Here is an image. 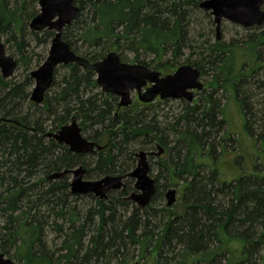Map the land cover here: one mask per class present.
<instances>
[{
	"label": "trees",
	"instance_id": "obj_1",
	"mask_svg": "<svg viewBox=\"0 0 264 264\" xmlns=\"http://www.w3.org/2000/svg\"><path fill=\"white\" fill-rule=\"evenodd\" d=\"M201 1L74 0L79 12L63 29L70 49L91 63L114 52L161 74L182 64L199 69L200 96L178 100L168 117L157 106L169 99L118 107L95 72L76 63L56 67L43 102H31L29 74L54 32L28 28L38 0H0V40L23 71L0 74V117L19 123L0 124V253L16 264H264V176L255 172L264 165L231 179L218 165L239 142L226 120L228 101L255 146H264V24L245 28L241 39L199 40L193 23ZM73 117L101 150L73 153L47 136ZM157 144L155 191L141 209L128 198L127 174L136 153ZM78 166L86 180L125 176L124 188L99 199L73 194L70 174L47 179ZM168 185L180 187V211L162 204Z\"/></svg>",
	"mask_w": 264,
	"mask_h": 264
},
{
	"label": "water",
	"instance_id": "obj_2",
	"mask_svg": "<svg viewBox=\"0 0 264 264\" xmlns=\"http://www.w3.org/2000/svg\"><path fill=\"white\" fill-rule=\"evenodd\" d=\"M39 11L30 20L29 28L33 31L52 30L54 35L50 41L47 55L43 62L30 71L33 87L29 100L41 104L46 92L51 88L53 74L56 67L76 63L83 68L95 72L96 83L103 92H109L118 97V107L129 106L132 95L142 102H151L156 98L161 100H185L192 102L195 92L203 89L201 72L190 64L178 66L172 73L162 75L159 71L139 63L121 61L119 56L108 53L97 62H89L82 56L75 54L68 43L63 40L62 33L65 26L69 25L79 12V6L74 0H38ZM264 0H202L199 8L209 12L215 23V37L220 38L222 20H228L239 26L250 28L264 24ZM17 68L16 60L7 54L3 42L0 40V74L7 79L14 75ZM2 122L19 124L17 121L0 117ZM48 137L64 144L73 153H90L101 150L102 145L89 140L82 135V129L73 117L71 121L60 127ZM156 152L140 150L136 153L137 163L134 169L127 174L133 178L134 184L129 194V199L137 207L144 208L149 204L155 191V180L150 176L148 155L159 156L163 148L156 145ZM86 169L78 166L72 170L54 172L47 179H57L64 174H70V191L73 194H92L96 198L104 199L111 191L124 188L122 175H107L97 180H86ZM176 189L169 188L165 192L166 206H172L176 201ZM0 264H16L10 258L0 253ZM132 264H139L133 262Z\"/></svg>",
	"mask_w": 264,
	"mask_h": 264
},
{
	"label": "rangeland",
	"instance_id": "obj_3",
	"mask_svg": "<svg viewBox=\"0 0 264 264\" xmlns=\"http://www.w3.org/2000/svg\"><path fill=\"white\" fill-rule=\"evenodd\" d=\"M37 10L39 11V5L37 4ZM194 29H193V35H195L199 40H215V23L213 21L212 15H210L209 12H205L204 10L200 9L196 10L194 14ZM29 28V26H28ZM252 32V30H250ZM248 33L247 29L245 27L239 26L237 24H234L228 20H222L221 22V28H220V35L222 36L223 40H229L231 38H238L241 39L243 36H245ZM199 34L201 35V38L199 37ZM1 40L4 41V37H1ZM42 48L39 46L37 48L38 51H40ZM11 53V51H9ZM47 55V54H46ZM131 55L127 56L126 62L128 63H134L131 60ZM136 63V62H135ZM183 65V64H182ZM180 66V65H179ZM36 66H33V69H35ZM176 69V68H175ZM173 69L172 72L175 70ZM22 69L19 67L16 68V71L14 72V75L22 74ZM170 72V73H172ZM164 75V74H162ZM13 76V75H12ZM20 77V75L18 76ZM202 82H205V78H201ZM33 85L30 88V91L32 89ZM201 92V91H200ZM200 92L195 93L194 99H198L200 96ZM135 93L132 95V100H135ZM226 103V102H225ZM180 103L178 100H171L169 102H166L165 104H160L157 106V113L160 116H172L175 112L180 110ZM226 107V120L230 126V130L236 135L238 143L232 142V146L228 149V154H224L220 156L218 162H219V168L222 171V174L226 179H231L235 175H238L241 171L243 172H249L247 167L249 165H258L262 164L264 165V146L260 149L255 146V143L250 137H248V134L246 133L244 124H243V117L241 112H239L237 105L233 101H228L225 104ZM235 137V138H236ZM240 143V145H239ZM254 147V148H253ZM140 148L137 150L139 151ZM141 150V149H140ZM142 150L145 151H155L152 146H148L146 148H143ZM137 151V152H138ZM241 153V156L243 157L242 161L236 160L237 152ZM153 158H150V155H148V162L150 167V176L154 178V174H156L155 169L153 168V163L156 160L155 155H153ZM205 161H208V158H205ZM232 162L235 165L234 170L232 169ZM241 162L240 165L237 163ZM252 162V164H250ZM246 165V166H245ZM237 168V169H236ZM261 166L255 171L259 174L264 176V169L260 170ZM232 170V171H231ZM254 169H252L253 171ZM71 177V175H70ZM169 188H175L176 193V201L175 203L167 207L166 206V199L165 196H163L162 204L165 205L167 208L172 209L173 211H180L181 209V190L180 187L168 185L164 192H166ZM159 208V206H157Z\"/></svg>",
	"mask_w": 264,
	"mask_h": 264
},
{
	"label": "flooded vegetation",
	"instance_id": "obj_4",
	"mask_svg": "<svg viewBox=\"0 0 264 264\" xmlns=\"http://www.w3.org/2000/svg\"><path fill=\"white\" fill-rule=\"evenodd\" d=\"M196 93V92H195ZM156 99H158V98H156ZM132 102H133V100H132ZM132 104V103H131Z\"/></svg>",
	"mask_w": 264,
	"mask_h": 264
}]
</instances>
